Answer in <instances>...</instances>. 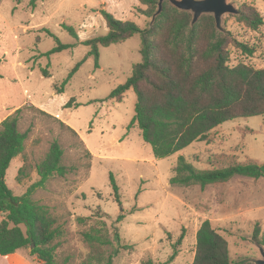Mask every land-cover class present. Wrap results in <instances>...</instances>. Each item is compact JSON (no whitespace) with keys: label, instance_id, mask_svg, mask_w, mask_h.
Returning <instances> with one entry per match:
<instances>
[{"label":"rangeland","instance_id":"obj_1","mask_svg":"<svg viewBox=\"0 0 264 264\" xmlns=\"http://www.w3.org/2000/svg\"><path fill=\"white\" fill-rule=\"evenodd\" d=\"M28 1L0 0V119L13 109L33 105L74 129L83 145L52 117L24 108L20 128L29 130V137L23 153L9 165L5 182L15 196L22 195L39 179L34 165L45 155L50 142L59 140L64 164L71 169L32 191V198L47 206L62 231L56 251L59 262L68 258V264L79 263L88 247L81 235L86 226L75 218L97 211L107 214L102 219L110 238L114 228L120 236L121 249L113 264H142L146 259L162 264L174 248L177 255L169 264H192L196 231L206 219L226 239L231 260L254 264L262 258L259 248L264 247L252 240V234L258 226L259 236L264 237V177L254 180L235 176L205 188L171 185L169 178L180 155L199 170L233 162L263 164L264 115L226 121L215 127L207 140L193 142L169 157L155 158L138 127L129 126L136 102L134 91L128 89L120 99L108 98L141 60L139 34L99 46L98 67L88 55L90 47L83 43L107 33L102 11L144 28L150 18L139 9H145V5L140 0H41L32 9ZM226 2L237 11L244 3L254 6L264 22L263 0ZM235 14L222 15V28L254 51L247 54L229 43L230 64L264 69V23L251 30L238 22ZM62 24L72 26L77 38ZM54 36L74 46L45 55L56 45ZM82 59L64 91L56 93L54 87ZM42 68H47L48 77L42 75ZM69 101L70 107H65ZM24 160L26 176L18 182L17 172ZM110 173L119 187V202L114 197ZM119 215L121 220L114 223ZM178 238L180 243L175 245ZM29 250L19 253L30 264H42ZM3 258L9 260V256Z\"/></svg>","mask_w":264,"mask_h":264},{"label":"trees","instance_id":"obj_2","mask_svg":"<svg viewBox=\"0 0 264 264\" xmlns=\"http://www.w3.org/2000/svg\"><path fill=\"white\" fill-rule=\"evenodd\" d=\"M38 1L41 0H29L28 5L33 9ZM159 1L140 0L145 9L139 11L150 18L144 28L131 21L118 20L107 11H102L107 33L83 43L90 47L88 55L93 56L94 65L98 67L99 46L117 44L139 34L141 60L133 65L130 76L113 89L108 98L120 99L128 89L134 91L136 102L129 126L135 124L138 127L143 142L151 147L155 158H165L193 142L207 140L209 133L226 121L264 115V69H255L244 63L230 64L227 48L229 43L247 54H252L254 50L231 38V34L224 28L217 29L212 14H202L192 23L190 11L180 10L168 0L161 2L158 11ZM234 16L251 30H257L264 23L256 8L247 3L242 4ZM62 26L77 38L72 26ZM48 34L53 36L50 32ZM54 40L56 45L45 55L74 46L61 43L55 36ZM83 61L84 59L76 63L67 78L54 87L56 93L64 91L67 81ZM41 73L49 76L47 68H42ZM70 101L65 107H70ZM24 108H32L52 117L83 145L74 129L33 105L25 104L16 108L0 122V255L29 248L30 255L42 264H68V258L59 262L56 254L62 231L47 206L32 198L35 187L43 186L54 175L62 177L71 169L64 164V150L59 140H52L45 155L34 165L39 179L22 195L15 196L5 182V174L11 161L23 153L29 137V130L20 128ZM85 151L90 155L87 149ZM26 167L24 160L17 172L18 182L26 176ZM172 172L169 178L171 185H198L205 188L226 183L235 176L254 180L262 178L264 163L233 162L199 170L180 155ZM109 178L115 200L119 202V187L112 173ZM105 216L107 214L100 211L92 216H76L77 223L86 226L81 235L88 247L78 264H113L114 257L121 249L120 236L114 228L110 238L102 219ZM121 218L119 215L114 223ZM252 240L264 247V237L259 236L258 226L254 228ZM179 243L180 238L175 245ZM176 255L177 250L174 248L162 264H169ZM142 264L154 263L151 259H146ZM192 264L249 263L230 259L226 239L206 219L196 231Z\"/></svg>","mask_w":264,"mask_h":264},{"label":"water","instance_id":"obj_3","mask_svg":"<svg viewBox=\"0 0 264 264\" xmlns=\"http://www.w3.org/2000/svg\"><path fill=\"white\" fill-rule=\"evenodd\" d=\"M163 0L159 1L160 4ZM173 6L180 10L190 11L192 13V23L196 22L201 14H212L215 20L216 28L221 30V17L225 13H237V9L226 0H168ZM262 258L254 260V264H264V249L259 248Z\"/></svg>","mask_w":264,"mask_h":264},{"label":"crops","instance_id":"obj_4","mask_svg":"<svg viewBox=\"0 0 264 264\" xmlns=\"http://www.w3.org/2000/svg\"><path fill=\"white\" fill-rule=\"evenodd\" d=\"M15 110V109H13ZM11 110L7 115L11 114L12 111ZM2 121V119H0V122ZM78 133H80L78 131ZM80 135V134H79ZM16 158V157H15ZM12 162V161H11ZM11 164V163H10ZM20 251V250H19ZM19 251L15 252V253H11L5 256H9V260L4 259V256L0 255V261L2 260L3 263L2 264H30V262L28 260H26L21 253H19Z\"/></svg>","mask_w":264,"mask_h":264}]
</instances>
